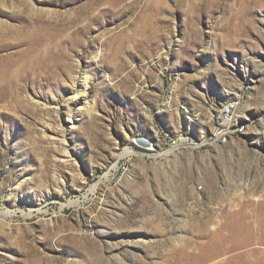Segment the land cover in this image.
I'll list each match as a JSON object with an SVG mask.
<instances>
[{
  "label": "rangeland",
  "instance_id": "rangeland-1",
  "mask_svg": "<svg viewBox=\"0 0 264 264\" xmlns=\"http://www.w3.org/2000/svg\"><path fill=\"white\" fill-rule=\"evenodd\" d=\"M0 264H264V0H0Z\"/></svg>",
  "mask_w": 264,
  "mask_h": 264
},
{
  "label": "built area",
  "instance_id": "built-area-1",
  "mask_svg": "<svg viewBox=\"0 0 264 264\" xmlns=\"http://www.w3.org/2000/svg\"><path fill=\"white\" fill-rule=\"evenodd\" d=\"M235 110V105L233 104H227L226 106H224L222 108V123H223V127L220 128L217 133H215L216 138L220 141V142H225L227 141V139L230 137L231 133H235L236 129L229 130L228 127L230 128V122L233 118V112ZM135 142L137 144H139L137 142V138L135 140ZM140 145V144H139Z\"/></svg>",
  "mask_w": 264,
  "mask_h": 264
},
{
  "label": "bare ground",
  "instance_id": "bare-ground-1",
  "mask_svg": "<svg viewBox=\"0 0 264 264\" xmlns=\"http://www.w3.org/2000/svg\"><path fill=\"white\" fill-rule=\"evenodd\" d=\"M81 86L83 87V89H81V90H83L84 92L85 91H87L88 90V87H89V80H88V78L86 77V78H84V81L83 82H81ZM78 103V99H76V104ZM71 123H74V121H72L71 120ZM146 139L147 140H149V144H147L145 147H147V148H149V149H152L153 148V142L149 139V138H147L146 137ZM126 151L124 152V154L126 153V154H131L132 153V151H130V150H127V149H125ZM172 151V150H171ZM6 214H7V212H6ZM7 216V215H6Z\"/></svg>",
  "mask_w": 264,
  "mask_h": 264
},
{
  "label": "water",
  "instance_id": "water-1",
  "mask_svg": "<svg viewBox=\"0 0 264 264\" xmlns=\"http://www.w3.org/2000/svg\"><path fill=\"white\" fill-rule=\"evenodd\" d=\"M137 142L143 146H146L147 144H149V140H147L145 137L137 138Z\"/></svg>",
  "mask_w": 264,
  "mask_h": 264
}]
</instances>
